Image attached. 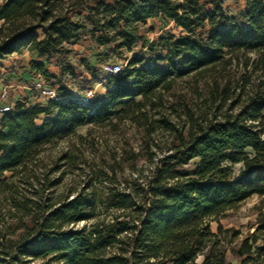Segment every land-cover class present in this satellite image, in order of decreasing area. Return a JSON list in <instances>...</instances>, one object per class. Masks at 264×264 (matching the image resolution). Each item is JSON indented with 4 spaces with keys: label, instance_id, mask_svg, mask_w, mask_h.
<instances>
[{
    "label": "trees",
    "instance_id": "trees-1",
    "mask_svg": "<svg viewBox=\"0 0 264 264\" xmlns=\"http://www.w3.org/2000/svg\"><path fill=\"white\" fill-rule=\"evenodd\" d=\"M225 1L1 0L0 65L29 51L44 60L32 61L31 73L61 81L76 75L68 44L80 41L108 62H127L107 75L99 100L86 103L66 84H52L63 99L18 100L0 115V264H228V245L241 264H264V211L244 236L211 227L228 210L264 197V88L244 100L243 90L220 116L192 117L186 135L146 175L123 182L111 166V176L101 169L61 192V167L37 169L46 147L87 125L136 119L178 79L242 52L264 61V0H245L238 16ZM150 20L170 26L155 41L141 33ZM139 46L144 52L134 54ZM53 61L58 75L46 65ZM103 177L116 183L106 193L94 183Z\"/></svg>",
    "mask_w": 264,
    "mask_h": 264
},
{
    "label": "rangeland",
    "instance_id": "rangeland-1",
    "mask_svg": "<svg viewBox=\"0 0 264 264\" xmlns=\"http://www.w3.org/2000/svg\"><path fill=\"white\" fill-rule=\"evenodd\" d=\"M225 7L232 16H238L245 9L246 2L226 0ZM169 27L159 20H150L142 26L141 33L149 41H155ZM68 46L76 50L71 56L76 75H65L61 81L50 78L49 83L57 87L64 83L75 96H84L89 90L84 80L87 78L95 86L92 88L97 92L95 100H99V92H104L103 88L107 85V67L113 63L125 65L127 60L108 62L99 56L100 51L88 41ZM142 50V46H139L134 54L143 53ZM16 56L12 61H4L0 65V79L8 84L13 83L15 78L18 83H25L27 78L23 77L24 74L28 77L35 75L30 72L31 62H44L29 51L19 55V58ZM232 58L202 73L176 80L171 89H162L149 100L136 119L114 120L103 126L87 125L75 135L46 147L37 159L38 172L61 167L64 172L61 192H66L69 188L79 189L94 179L101 169L107 170L111 176V166L116 168L117 178L123 182L126 178L148 174L157 162L171 153V149L178 143L177 138L182 134L186 135L192 124V117L200 122L202 116H220L227 112L243 90L246 91L242 98L244 100L254 90L264 88V61L259 54L242 52ZM46 65L50 72L59 74L60 69L54 61ZM26 90L33 91L29 88ZM34 95L37 97L36 93ZM21 97L27 100L25 96ZM11 98L14 104L18 101L13 93ZM34 102L46 104L41 97ZM64 156H67L66 159H63ZM51 176H60V171L51 173ZM94 183L103 193L116 184L108 177H103L102 180L99 178ZM104 210L102 209L103 212ZM263 211L264 197L253 196L238 207L228 210L217 221L211 222V227L215 232L219 226L238 229L244 236L255 230ZM227 250L228 264H241L233 246L228 245ZM202 259L201 256L198 260Z\"/></svg>",
    "mask_w": 264,
    "mask_h": 264
},
{
    "label": "built area",
    "instance_id": "built-area-1",
    "mask_svg": "<svg viewBox=\"0 0 264 264\" xmlns=\"http://www.w3.org/2000/svg\"><path fill=\"white\" fill-rule=\"evenodd\" d=\"M124 69L121 63H115L107 67V75L119 73ZM31 89L45 101L61 100L62 96L58 93L57 87L48 83L43 76L38 75L32 82ZM96 90L89 89L82 99L89 103L96 98ZM12 86L4 80H0V115L7 113L13 109L14 103L11 98Z\"/></svg>",
    "mask_w": 264,
    "mask_h": 264
},
{
    "label": "crops",
    "instance_id": "crops-1",
    "mask_svg": "<svg viewBox=\"0 0 264 264\" xmlns=\"http://www.w3.org/2000/svg\"><path fill=\"white\" fill-rule=\"evenodd\" d=\"M16 58H19V56H16ZM15 59V58H14ZM13 60V58L11 59V61ZM8 62V61H7ZM38 75H40V76H42L41 74H39V73H35V75H30L29 77H28V75L27 74H24V78L26 79V82L25 83H18L17 81H15V80H17L16 78L14 79V82L13 83H11V86H12V93L14 94V98L15 99H17V100H25V98H22L21 96H25L26 98H27V102L29 103V104H37L36 102H34L35 100H37L38 99V95H37V97H35V95H34V93L35 92H30V91H28V90H26V89H28L29 88V90H32L31 89V85H32V82H33V80L38 76ZM22 77V78H23ZM1 80V79H0ZM5 81V80H4ZM27 84H28V86H27ZM25 89V90H24ZM104 89V92H99V96H101V97H104L105 95H106V93H107V90H108V88H107V86L106 87H104L103 88ZM72 94H74V93H72ZM75 95V94H74ZM83 96V95H82ZM18 97V98H17Z\"/></svg>",
    "mask_w": 264,
    "mask_h": 264
}]
</instances>
